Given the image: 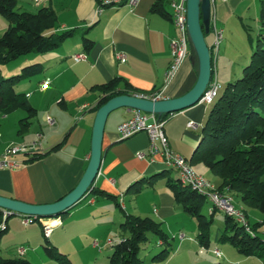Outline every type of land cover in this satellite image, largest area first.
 <instances>
[{
    "label": "crops",
    "instance_id": "1",
    "mask_svg": "<svg viewBox=\"0 0 264 264\" xmlns=\"http://www.w3.org/2000/svg\"><path fill=\"white\" fill-rule=\"evenodd\" d=\"M243 1L227 0L218 3L215 12L217 24H226L228 27V20L232 17L233 11L237 10ZM253 1L260 5L261 0ZM161 2H163V10L171 14V6L165 5V0H138L135 7L107 8L101 14L97 13L98 5L95 0H46L41 4H35L34 0H17L20 12H36L45 7L53 8L57 14V27L52 33L58 35L72 31V35L66 38L57 50L28 54L20 65L12 69L41 64L42 71L39 75L43 76L36 84L41 99L33 98L36 90L31 91L28 89L29 86L25 88L19 85L21 88L19 93L26 95L30 106L37 111V114L34 118H30L27 126L19 132L23 128L21 121L29 116L28 113L21 109L2 113L4 116L0 119V155L12 144H31L39 141L40 145L33 157H23L26 162L21 167L0 170L1 196L29 204L46 205L57 202L77 187L91 156L96 106L102 97L98 88L100 85L121 78L119 89L125 90V85L128 83L134 95L158 94L162 99L180 97L193 88L198 73L194 65L192 68L187 65L190 58L169 84L165 82L166 72L172 60L170 41L175 36L176 30L172 20L155 8V5ZM8 27L9 21L0 15V37ZM209 36L211 47L215 40L213 30L207 38ZM224 36L223 30L221 45L225 44L223 50L226 54L232 43L229 35L225 40ZM85 37L92 41L90 49L86 48ZM80 53L87 54V61L74 60L73 56ZM117 53L125 54L126 61L120 62L116 57ZM216 61L218 62L219 58ZM47 79L50 80V85L42 91L40 87ZM85 105L87 109L82 110ZM19 111L24 112L25 115L18 114ZM134 111L121 108L109 116L105 127L101 170L93 185L95 191L116 197L123 210L117 206L114 199L89 192L63 218H39L25 225L22 216H12L7 221V231L4 234H7L8 238L3 235L0 240L1 257L32 260L33 253L40 251L41 232L44 236L45 223L55 227L48 241L62 251L71 243L75 234H81L79 231L84 227L91 231L96 229L95 232H86L89 233L87 236L89 240L94 236L97 237V231H102L103 234L104 230L110 231L114 227L120 229L124 217L117 213V208L123 212V215L134 213L141 217L149 215L162 224L168 223L170 217L176 216L177 203L168 186V182L174 180L166 179L170 171L156 177L155 175L167 169L161 164L160 158L157 157L155 163H151L147 156L144 159L137 158L138 153H148V135L140 133L127 140H121L119 137V124L131 118ZM208 113L207 105L199 103L168 117L165 130L170 146L175 152L191 160L200 140L197 132L204 126ZM48 117L55 120L54 126L48 124ZM191 122L198 127L189 128L188 124ZM39 134H43L41 140L37 138ZM33 158L35 159L30 161ZM191 165L193 167V164ZM194 170L205 177L203 175L205 171L200 167ZM150 178L152 180H149ZM217 178L219 183L206 179L219 188L222 180ZM142 179L145 180L141 185L145 186V193L150 194L151 197L148 208L139 202L142 194L130 190ZM223 193L234 198L228 190H224ZM130 194H137L134 197L135 206L131 210L126 203ZM241 209L253 225L249 213L243 207ZM57 218L62 221L58 227ZM262 220L263 216L256 222ZM36 222L39 223L40 229L33 226ZM181 235H184L183 239L180 238ZM180 236L179 244L182 245L187 237L185 234ZM198 243L202 246L199 240ZM10 244L12 247L8 248ZM20 248L26 250L23 255L19 253ZM208 248L210 242L206 249ZM227 257L229 263L223 255L219 258L220 260L224 258L220 264L249 262L246 256L240 253L235 256L228 253ZM259 260L264 264V257ZM173 261L174 258L167 259L165 264H172Z\"/></svg>",
    "mask_w": 264,
    "mask_h": 264
},
{
    "label": "trees",
    "instance_id": "2",
    "mask_svg": "<svg viewBox=\"0 0 264 264\" xmlns=\"http://www.w3.org/2000/svg\"><path fill=\"white\" fill-rule=\"evenodd\" d=\"M171 1L165 0L164 3L168 6ZM162 4L163 2L157 3L155 8L171 19V14L163 10ZM0 15L9 21L8 29L0 37V66L31 53L55 51L60 48L66 38L72 35V31L58 35L52 33L57 27V14L50 7L41 8L36 12H20L17 0H0ZM208 35L205 36L206 39ZM250 41L253 45L252 38ZM84 43L87 49L91 48V40L85 37ZM195 68H197L196 65ZM41 71V64H32L25 66L20 75L7 79L0 75V113H10L21 109L29 115L21 121L23 128L19 132L27 126L30 118L36 116L37 111L30 106L25 94L16 91L15 85ZM120 82L121 78H115L98 87L102 97L96 106L97 111L116 96L134 95L128 83L125 85V90L119 89ZM169 116L163 115L161 119L167 120ZM188 161L191 164L203 163L222 180L219 186L220 191L228 190L231 193H238L242 202L253 206L262 214V222L250 224V233L235 219L224 213L226 228L220 240L232 244L243 256L264 257V240L258 235L264 225V0L260 1L259 29L250 62L243 69L241 78L229 83L211 105L206 122L201 129L199 144L191 160ZM169 171L170 169H166L155 176H163ZM144 180L134 184L130 190L139 193L140 185ZM168 186L173 192L176 203L182 205L189 215L198 219L201 229L198 240L202 246L208 247V229L217 210L213 209L212 219L206 221L201 215L200 207V201L206 198L189 186L182 185L179 179L169 181ZM89 192L114 199L117 206L123 210L116 197L95 191L93 186ZM67 213L69 212L62 215ZM2 219L3 210L0 209V223ZM120 230L119 241L111 245L110 264H145L140 254L143 245L149 242V235L156 237L158 245L166 247L155 255L153 260H167L170 254L167 248L170 245V237L164 232L162 223L148 217L124 214ZM6 231L7 222L6 228L0 229V240ZM43 249L47 257L56 259L60 264H71L68 256L60 252L46 238ZM0 264L34 263L24 258L8 259L0 256Z\"/></svg>",
    "mask_w": 264,
    "mask_h": 264
},
{
    "label": "rangeland",
    "instance_id": "3",
    "mask_svg": "<svg viewBox=\"0 0 264 264\" xmlns=\"http://www.w3.org/2000/svg\"><path fill=\"white\" fill-rule=\"evenodd\" d=\"M259 6L260 5L258 2H254L253 0H244L243 3L240 4L238 9L233 11L232 17L228 20V27L226 24L218 25L225 31L224 40L229 35L230 41L232 43L230 49L226 54H224L223 50L225 44L220 46V52L218 55L219 61H216L215 63V77L222 85L220 93L224 91L229 82H234L241 78L243 69L250 62L259 29ZM250 38L253 39L254 46L252 45ZM206 41L210 45L211 37L209 36ZM192 57L193 54L191 51L190 59L188 60L187 64L190 68L193 67L191 59ZM24 59H26V56H22L7 65L0 66L1 77L7 79L13 76L20 75L22 69H12L20 65ZM42 76L43 75L38 74L33 76L29 80H24L20 83H17L15 85L16 91L18 93L20 92L19 90L21 88L19 85L24 86L25 88L29 86L28 89L31 91L36 90L37 81L41 79ZM33 98L35 100L41 99V93L36 90L35 93H33ZM207 108L210 111L211 106L207 105ZM18 114L25 115V113L22 111H19ZM3 116L4 115L0 113V119ZM197 134H201V129L199 132H197ZM190 156H192V154ZM193 167L195 169H199L200 167L205 171L203 172V175L208 180H210L211 182L219 183L217 176L214 175L212 171L209 170L203 163L196 162L193 164ZM168 175L166 176L167 180L169 178H173L174 181L177 180L178 174L176 171L170 170ZM144 187L145 186L143 185L140 189L139 194H142V196L139 197V202L145 208H148V206L150 205L151 197L150 194L145 193L146 190H144ZM232 194L234 196L235 206L237 208L243 207L249 213L251 223H256V221H258V219L262 216L261 213L253 206L242 202L241 197L238 193L233 192ZM136 195L137 194H130L126 199V203L128 204L130 210L135 206L136 200L134 197H136ZM86 203L87 201L85 202V204ZM200 207L201 215L204 216L206 221H210L212 219V204L208 200H201ZM117 213H120L124 217L123 212L119 208H117ZM63 217L66 216L62 215L61 218ZM142 217L153 219L149 215H143ZM33 226H37L40 229L39 223L37 222L33 224ZM162 228L164 232L167 233L170 237V245L167 246L170 254L167 259L174 258L172 264H220L221 261L223 262L225 257L227 263H229V259L227 257L228 253L231 256L239 254L237 248L232 244L220 240V237L226 228V223L225 214L219 210H217L215 215L213 216V222L210 224L208 229V240L210 242V248L208 249H206V247L200 246L198 243L197 239L198 237H200L201 232L198 219L189 215L183 209L182 205L176 204V216L170 217L168 219V223L162 224ZM87 231L90 232L91 230H88L84 227L83 230L79 231V233H81L79 234L80 236L78 234H75L74 239L71 241V243L68 244L60 252L68 256L71 264H110L109 257L112 254V246L107 245V242L109 240H112L113 243L118 242L120 239L121 230L117 227H114L110 231L104 230L103 234L102 231H97V237L94 236L90 240L87 238L89 234L86 233ZM95 231L96 229L92 230L91 232ZM180 234H185L187 237V239L185 240L186 242L182 245L179 244ZM258 235L264 240V232L261 229L259 230ZM4 237L7 239V234L4 235ZM41 237L42 245L40 247V251L33 253L34 255L32 257V260L30 261L34 264H60V262L56 259H51L46 256L43 249L45 238L42 232ZM190 238L192 240H189ZM9 241H11V239ZM94 242H99L100 247H96ZM11 247L12 245L10 244L8 248ZM165 248V246L158 245L157 239L154 235H149V242L143 245L140 257L145 264H165V261L153 260V257ZM214 249H218L223 252L224 258L220 260L219 258L214 256L212 254V250ZM245 258L249 260V262L244 264H262L259 258Z\"/></svg>",
    "mask_w": 264,
    "mask_h": 264
},
{
    "label": "built area",
    "instance_id": "4",
    "mask_svg": "<svg viewBox=\"0 0 264 264\" xmlns=\"http://www.w3.org/2000/svg\"><path fill=\"white\" fill-rule=\"evenodd\" d=\"M46 0H34L35 4H41ZM98 7L97 13L101 14L107 8H120L123 6L135 7L138 0H95ZM227 0H210L212 8L211 27L215 35V40L211 48L212 61H213V75L208 86L206 93L203 95L200 103L211 106L220 94L222 85L215 77V61L220 52V46L223 41V29L217 24L216 7L220 2ZM171 20L175 26L176 34L170 41L172 60L166 72L165 82L169 84L177 75L183 64L190 58L191 45L188 35L187 26V0H172L171 1ZM120 62L126 61V55L123 53L116 54ZM76 62H85L88 59L86 53H80L73 56ZM50 85V80L47 79L41 85V90L44 91ZM145 97L147 99L159 100L162 99L160 95L153 94L152 96L136 95ZM87 109L83 106L82 110ZM47 122L49 125L54 126L55 120L48 117ZM167 120L161 119L157 114H150L141 111H134L131 118L122 122L118 126V134L121 140H127L137 134L146 133L149 138L148 153H138L137 158L144 159L146 156L150 159L151 163H155L157 157L160 158L161 164L167 169L174 170L179 174L180 183L184 186H189L192 190L206 198L212 204V210L216 209L229 217H232L240 225L244 226L248 232L251 233L250 223L247 215L243 209L237 208L234 204V198L231 195L225 194L219 190L213 183L208 181L205 177L198 174L191 163L181 154L175 152L171 146L166 134L165 126ZM189 128L196 129L197 124L191 122L188 124ZM39 140L43 138V134L37 136ZM40 145L39 141L31 144H12L9 145L4 153L0 155V170L15 169L25 164L24 158L33 157L37 153V148ZM24 157V158H23ZM12 216L10 211H3V219L0 223V229L6 228L7 219ZM23 218L24 224L28 225L39 218L27 217L20 215ZM58 219L57 227L62 224L60 218ZM40 221H42L40 219ZM55 227L49 224H43V232L45 238H49ZM264 232V225L262 226ZM180 238H184L181 235ZM113 241L109 240L107 245H112ZM97 247H100L99 242H95ZM26 252L24 248L19 249V253L23 255ZM212 253L217 258H222L223 254L220 250L215 249Z\"/></svg>",
    "mask_w": 264,
    "mask_h": 264
},
{
    "label": "water",
    "instance_id": "5",
    "mask_svg": "<svg viewBox=\"0 0 264 264\" xmlns=\"http://www.w3.org/2000/svg\"><path fill=\"white\" fill-rule=\"evenodd\" d=\"M211 17L210 0H187V26L193 54L191 59L193 65H196L198 73L197 81L191 90L180 97L171 99L152 100L136 95H119L112 98L96 113L89 164L79 184L72 192L57 202L46 205L29 204L0 195V209L10 211L12 216L23 215L41 219L59 217L69 212L87 196L89 189L99 176L103 158L105 127L113 112L127 108L157 114L161 117L173 115L198 105L206 93L213 75L211 48L205 37L211 32Z\"/></svg>",
    "mask_w": 264,
    "mask_h": 264
},
{
    "label": "bare ground",
    "instance_id": "6",
    "mask_svg": "<svg viewBox=\"0 0 264 264\" xmlns=\"http://www.w3.org/2000/svg\"><path fill=\"white\" fill-rule=\"evenodd\" d=\"M210 46V45H209Z\"/></svg>",
    "mask_w": 264,
    "mask_h": 264
}]
</instances>
